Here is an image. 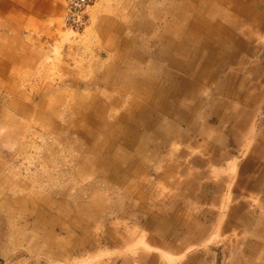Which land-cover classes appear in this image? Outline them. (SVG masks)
Here are the masks:
<instances>
[{"label":"rangeland","instance_id":"obj_1","mask_svg":"<svg viewBox=\"0 0 264 264\" xmlns=\"http://www.w3.org/2000/svg\"><path fill=\"white\" fill-rule=\"evenodd\" d=\"M131 1L137 3V0ZM32 2L38 3L35 9L42 4V11L22 9L24 16L21 27L15 26L18 23H13V29L7 23L5 24V29H9L5 30L7 39L4 32L0 33V50L5 48L12 54V57L4 59L3 54L0 53L1 73L7 77L6 79L0 77V255L6 260L13 259L12 263L8 260L9 264H98L101 260L108 258L107 256L118 257L114 260L115 262L107 264H119L123 252L130 253V256L137 253L152 255L147 264H249V260L255 256L258 264L261 256L264 257L259 250L260 244L264 243V233L255 228L254 224L260 218L264 219V203L258 201L260 195L256 192L244 189L242 183L239 185L236 183L242 175L239 174L238 165H232L233 168L236 167L232 169L226 163L231 155L228 156V160L217 165H210L209 168L194 166L190 163L192 153L188 146L185 147L184 144L177 142H166L162 150L155 154V143L151 141L149 142L151 146L144 147L146 152H151L147 157L144 154L135 155L131 146L129 151H126V155L120 152L117 154L120 159L115 167L130 163L129 169H125L127 167L125 164L121 166L125 169L124 174L129 175V178H125L124 175L121 180L112 167H107L104 172L98 173L92 167L90 168L92 171L86 172L85 162L90 160L89 157L99 155L97 157L107 160L109 155L99 151L94 155L95 151L92 147L95 143L97 144L98 139L95 138L94 143L89 142L91 139H83L76 131L66 129V126L70 121L78 120L80 104L84 100L92 99L96 101V106L86 108L83 106L84 109L81 110L88 114L87 117L93 119L88 120V132L97 131L94 125L96 114L98 117H103L104 123L107 122L103 125V129L98 130L101 133L109 130L108 123H117V114L125 112V107L122 110L121 107L128 104L132 96V91L125 90L130 97L127 102L122 103L118 97L124 92L117 90L116 84L118 80L120 84L132 80V76L128 77L124 74L125 66L120 67V64L127 63L125 61L127 54L116 57L117 43L111 49L98 48L102 33L111 29L112 26L110 22L107 23L101 19L102 16L107 15L109 6L105 4L109 0H94L87 10L88 20L79 30L70 29L64 24L63 13L59 7L63 0H32ZM177 2L178 0H171L169 7L152 10L150 14H153L154 19L159 16L160 19L167 17L168 21L172 16L179 15L180 18V11L174 8ZM19 4L22 5V2L19 1ZM212 4L213 2L201 6L205 12V18L214 22L210 19L213 13ZM154 6L156 4L153 2L152 8ZM139 8H142L140 4ZM123 20L116 17L114 22L116 26L121 27ZM157 22L156 27H151V30L156 31L150 35L152 36L150 39L154 41H148L147 44L142 45L135 43L140 48L136 47L137 54L138 50H143L148 54L145 56L146 61H152L151 83L154 84V80L157 79L155 85H151L152 90L143 93L147 95L150 102L160 100L157 92L160 87L158 81L162 77L165 78V75L162 74L161 77L159 72L169 68L167 60L174 54L169 40L166 42L165 32H169L168 27L166 24L162 25L158 31ZM171 22L170 20L168 23L171 24ZM186 24L187 22H183L184 32H192L194 35L199 32ZM143 25H141V31H143ZM113 26L116 28L115 24ZM179 29L182 30V28ZM163 31L165 32L161 34V40L154 37ZM192 34L186 33L184 40L189 43L192 40L197 43L199 40L203 43L202 34L198 37L199 39L192 37ZM109 38L110 34L107 42L110 41ZM13 39L17 41V44L12 45L13 49H17V64L13 62L15 54L7 45V42H13ZM135 41L137 42V39ZM177 41L182 43L180 38H177ZM199 46L201 47L202 44ZM125 49L126 46L123 45L122 50L125 51ZM191 53L193 54V51ZM135 63L136 68H139L141 61ZM92 67H95V70L91 71ZM139 78L133 79L138 83L141 82ZM5 83H10L14 87L13 91L15 89L20 93L19 99L22 98V94L29 99L30 110L24 109L28 115L22 116L14 109L13 92L10 95L7 93L10 87L6 88ZM43 92L50 99L57 96V106L48 117L43 115L39 118L36 115L39 110L35 111L38 103L37 95ZM115 100L120 101V107H112ZM260 104V112H257L256 118L253 119L255 122L253 131L261 126L258 120L264 113V97ZM153 109L154 107L150 111ZM147 111L150 112L149 109ZM64 117L66 119H63ZM110 117L113 120H109ZM130 118H132L131 115L128 119L133 126L134 123ZM149 121L148 118L142 117V120L138 118V125L148 129ZM82 125L79 124V127ZM53 126L57 127L53 130ZM253 135L256 137L255 134ZM148 139L150 140V137ZM130 142L133 147L136 145V149L141 141L130 137ZM156 142L160 144V141ZM245 142L248 140L246 139ZM235 157L238 161L243 154ZM257 171L254 169L245 172L247 176L244 180L255 176ZM103 173L104 175L100 176ZM109 176L111 178H108ZM198 181L203 182L206 188L200 191L202 194L199 196L197 195L200 193L199 190L189 191L190 185H197ZM130 184L134 185L133 191L126 188ZM137 190L147 196L141 200L135 195L138 194ZM48 194L57 201V213L53 216V220H42V224L52 222L49 227L55 232L54 235L60 237L63 233L61 228H67L68 223L62 218V212L68 204L63 201L74 203L77 199H81L83 204L89 205L90 210H94L101 203L105 205L103 210L106 209L103 214L96 213L97 219L94 218L88 226L90 227L88 230L90 235L86 237L88 241L90 238L91 241H96L91 234L99 227L103 228L99 233L101 238L102 234L111 231L120 241L127 234L129 242L124 247L121 244L120 249H117L119 246L110 245L112 241L107 236L106 239L108 238L109 242L107 240L105 243L109 244H103L102 251L99 250L100 248L98 250L84 249L85 251L71 254L67 261L58 260L56 263L50 253H47H52L55 246L47 243V237L44 239V228L41 229V223L37 222L35 217L36 211L42 204L28 198V196L47 197ZM23 196L28 201L22 200ZM150 207L153 211L167 210V215H172L174 222H181V220L186 222L184 226L177 229L178 237L172 239L173 236L169 235L164 240L159 239L157 244L151 243L153 241L150 237L155 233L152 231L154 225L151 223V217L148 219L146 216L147 208ZM117 211L122 212L123 215L118 214ZM245 211L249 218L244 219L242 223L248 224L250 221L249 228L246 229L238 227L235 223L239 219L238 216ZM257 216L258 218H255ZM107 220L111 222L114 229L118 230L114 231L109 226L105 228L104 222ZM159 221L163 222L162 218ZM149 224L151 225L148 226ZM202 224L205 225L204 230L195 232V226ZM259 227H264V220ZM259 231L262 233L261 237L257 236ZM122 232L125 233L122 234ZM194 233L200 236L197 240L190 236ZM77 241H79L78 238L71 241L73 247ZM90 245L93 246V244ZM137 255L136 260L146 258L144 255ZM136 260L130 259L129 264H140Z\"/></svg>","mask_w":264,"mask_h":264},{"label":"crops","instance_id":"obj_2","mask_svg":"<svg viewBox=\"0 0 264 264\" xmlns=\"http://www.w3.org/2000/svg\"><path fill=\"white\" fill-rule=\"evenodd\" d=\"M19 1L22 2V5L19 4ZM135 2L131 0H109V2L105 4V6H109L107 9L108 12L107 15L102 16L101 19L107 23L110 22L112 26L111 29L102 33L98 41L100 45L98 48L105 50L107 48H114L117 43L118 55L116 57L127 54V56L125 55V61H127V63L124 61L126 64H120V67L125 66L124 74L128 77L132 76L133 78L140 77L139 80H141V82L138 83L132 77V80H129L128 83L120 84L119 80L118 83H116L118 85L117 90L124 92V97L123 95L118 97L122 103L127 102V99L130 97L125 90L132 91L130 102L121 107V110L125 107V112L117 114V123H108L109 130L106 133L98 131L103 129V125H105V123L107 124V122L104 123L103 117H98V114H96L94 125L97 131L88 132V120L92 118L87 117L88 114L83 113L81 110L84 109L82 108L83 106H85V108L91 107L92 105L95 107L96 101L93 99L84 100L83 103L80 104L81 112H78V120L70 121L66 126V129L76 131L83 139H91L89 142L95 141V138L98 139L97 144L95 143L94 147H92L95 151V153H93L94 155H96L98 151L101 153L105 152L109 155L107 160L97 157L99 155L89 157L90 160L85 162L86 172L88 170L92 171L90 169L92 167L96 169L95 171H97V173L99 171L104 172L107 167H112L114 172L115 170L117 171L115 174L119 175L121 180L124 175L125 178H129V175L124 174L123 170L129 169L130 163H124L127 166L125 169L123 167L121 168L124 164L115 167L120 159L117 155L119 152L122 154L125 153L126 155V151H129L131 146V150L134 151L135 155L141 156V154H144V156L147 157L151 152H146L144 147L146 148L147 145L151 146L149 142L151 143V141H153L155 143V154H158L162 150L166 142H177L191 149L190 153H192V156L190 163L194 166L209 168L210 165H217L228 160V156L231 155V158L226 163H228L229 167L232 169H236V167L233 168L232 165H238L239 174L242 175L236 183L238 185L242 183L244 189L252 190L260 195L258 196V201L263 204L264 113L258 120L261 126L257 128L256 131L252 129L255 127L253 119L256 118L257 112H260V103L264 97V0H178L174 8L180 11L179 14L181 17L179 18V15H177L169 18V21H172L171 24L168 23L167 17L165 19H160L159 16V18L154 19L153 14H150L152 10L169 7L171 0H137V3ZM153 2L156 6L152 8ZM211 2H213V13L210 19L214 22L205 18L204 9L201 6L210 4ZM37 4L38 3L34 4L32 0H0V33L2 34L4 32L7 39V31L5 30L8 28L5 29V24L8 23V26L13 28L12 24L18 23L15 26H19L20 28L24 16L23 10L34 12L42 11V4L35 9ZM139 4L142 8L138 9ZM59 7L63 13L64 0L59 4ZM116 17L124 19L121 27L118 25L116 26L114 22ZM156 21H158L157 24L159 25L158 31H160L162 25L166 24L169 32L163 31L154 37L161 40V34L165 32L167 38L166 42L169 40L170 47L174 54L170 56L169 59L167 58L169 68L166 71L163 70L159 72L161 73V77L162 74L165 75V78L162 77L158 81L160 87L157 92L159 93L158 95H160V100L150 102L147 95L143 93H148L149 90L151 91V85H155L157 79L154 80V84L151 83L152 80L150 78L152 71L150 69L152 61H146L145 56L148 54L143 50H138L137 54L136 47L138 46L135 45V43L142 45L148 41H154L150 39L152 37L150 35L156 32L155 30H151L152 26L156 27ZM183 22H187L186 25L196 28L200 34L199 32L195 35L192 34V32H184L185 29L183 28L185 25L183 26ZM113 24H115L116 28H114ZM146 24H148V27H146ZM141 25L144 26V28H142L143 31H141ZM179 28H182V30ZM186 33L192 34V37L197 39H199L198 37L202 34L203 43H200L201 41L199 40V43H195L194 40L190 43L188 41L186 42L184 40ZM109 34L110 41L107 42ZM180 34L182 35L180 36ZM147 37L149 38L147 39ZM177 38H180L182 43L177 41ZM135 39H137V42ZM6 42L7 40L4 44H6ZM13 44H17V41L14 39L13 42H7V45L15 54L13 62L17 64V49L12 48ZM199 44H202V46L200 47ZM123 45L126 46L125 51L122 50ZM120 46H122L121 49ZM131 48L133 49L132 51ZM138 49L140 48L138 47ZM191 51H193V54ZM0 53L3 54L4 59L12 57L11 51L5 48L1 49ZM195 56H197V59H195ZM137 61H141L139 68H136L137 64L135 62ZM90 69L93 71L95 67ZM1 71L2 69L0 68V77L6 79L7 77L1 73ZM5 87H10L7 89L9 95L13 92V98L15 99V101H13L14 109L22 116L28 115L27 112H24V109L30 110L28 107L31 105L29 99L23 94L22 98L19 99L18 94L20 95V93L16 92L15 89L14 92V87H12L10 83H5ZM44 93L45 92L41 93V95H37L38 103L35 111L39 110V113L36 114L39 118H42L43 115H47L48 117L49 113H53L55 106H57V96L50 99L45 96ZM119 100H115L112 107H120ZM59 104L58 102V107ZM153 107V111H150ZM147 109H149V113ZM64 110L62 112H64ZM119 112L118 110V113ZM129 115L132 116L130 119L132 120L131 122L134 123L133 126L129 123ZM142 117L150 120L148 129L138 125V118L142 120ZM63 119L66 118L64 117ZM109 120H113V118L110 117ZM79 124L83 125L79 127ZM55 127L57 126H53V130ZM253 134H255L256 137ZM130 137L131 139L133 137V140L141 141L138 148H136L137 151L135 149L136 145L133 147V144L130 142ZM149 137L150 140L148 139ZM246 139L248 142H245ZM156 141H160V144ZM127 154H129V152ZM240 154H243V157L237 161L235 156ZM254 169L258 171L255 176H251L253 180L251 178H246L247 180H244L247 176L245 172ZM110 172L112 171L110 170ZM125 172L131 174L129 171ZM103 175L104 173L100 176ZM108 178L111 177L109 176ZM190 186L189 191L199 190L200 192L206 189L205 184L203 182L199 183V181L197 185L192 184ZM126 188L133 191L134 185L131 186L130 184L128 187L126 186ZM137 193L138 194L135 195L141 200L147 196L139 190H137ZM200 194H202V192L197 193L198 196ZM28 198L42 204L41 208L36 211L35 217L37 222L41 223V229L42 227L44 228V239L47 237V243L55 246V250H53L52 253H47H50V256L56 263H58V260L67 261L66 259L69 258L71 254L85 251L88 248L89 250H98V248H100L99 250L102 251L103 244H109L105 243L107 240L109 242V239H106L107 236H109L112 241L110 245L119 246L117 249H120L121 244L124 247L129 242V240H127V234H125L122 241H120L119 238L116 237V234H112L111 231L106 232V235L102 234L101 238L99 233L103 228L100 229L99 227L91 234V237L96 241H91V238L89 240L90 242L87 240L86 237L90 235L88 231L90 227L88 226L94 221V218L97 219L96 213L98 215L100 212L103 214V211L106 210H103V206L105 205H102V203L96 206L94 210H90L89 205L83 204L81 199H77L74 203L64 200L63 202L65 204L67 203L68 207L62 212V218L65 219L68 224L66 229L64 227L61 228L63 233H61L62 235L59 237L54 235V231L50 230L51 228L49 226L52 222H46L44 225L42 224V220L50 221L54 219L53 216L57 213L56 199L49 194L47 197L42 196L39 198L28 196ZM21 199L28 201L24 196L21 197ZM95 201H97V199ZM258 208H260V206H258ZM147 209L146 216L148 219L151 217V223L154 225V230H151L155 233V235L150 237L151 241H153L151 243L157 244L156 242H158L159 239L163 238L164 240L169 235L173 236L172 239L178 237V233L176 232L177 229H180L181 226L186 224V222L182 220L181 222L172 221L173 216H168L167 210H160L161 212L154 210V212L151 207ZM117 212L123 215L122 212ZM238 217L239 219L235 222L238 227L241 226L245 229L249 228L250 221L248 224L242 223L244 219L249 218V216H246V211ZM161 218L163 222L159 221ZM255 218H258V216ZM59 219H61V217ZM108 220L104 222V227L106 228L109 226L113 228L114 226H112L111 222H108ZM196 220L199 221V219ZM263 220L260 218L256 224H254L255 228H258L262 233H264V227H259V225H262ZM150 225L151 224L148 226ZM204 227L205 225L203 224L197 227L195 226L194 231H198L199 233L200 230H204ZM115 229L114 231L118 230ZM260 231L257 233L258 237L262 236ZM124 233L125 232H122V234ZM82 235L85 237L83 236L82 238ZM190 236L191 238H196V240L200 237L199 234L196 235L195 233ZM74 238L79 239L75 247L71 244ZM90 244H93V246ZM259 250L264 254V243L263 245L260 244ZM122 254L123 256L120 258L119 264H129L130 259H138L137 254L144 255L146 258L140 260L143 258L142 257L136 261L140 264H147L148 261L150 262L152 256H147L144 253H137L134 256H130V253L127 254V252H123ZM107 257L108 258L105 260H101L100 263L98 262V264H107L108 262H115L114 260L118 259V257L113 256ZM255 257L249 260V264H257ZM9 261L12 263L13 259ZM258 264H264V257L262 258L261 256Z\"/></svg>","mask_w":264,"mask_h":264},{"label":"built area","instance_id":"obj_3","mask_svg":"<svg viewBox=\"0 0 264 264\" xmlns=\"http://www.w3.org/2000/svg\"><path fill=\"white\" fill-rule=\"evenodd\" d=\"M94 0H64L63 22L73 30L81 29L87 22V10ZM0 264H9L0 255Z\"/></svg>","mask_w":264,"mask_h":264}]
</instances>
